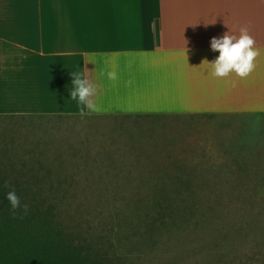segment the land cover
<instances>
[{
	"label": "rangeland",
	"instance_id": "1",
	"mask_svg": "<svg viewBox=\"0 0 264 264\" xmlns=\"http://www.w3.org/2000/svg\"><path fill=\"white\" fill-rule=\"evenodd\" d=\"M0 170L100 264H264V112L0 116Z\"/></svg>",
	"mask_w": 264,
	"mask_h": 264
},
{
	"label": "crops",
	"instance_id": "2",
	"mask_svg": "<svg viewBox=\"0 0 264 264\" xmlns=\"http://www.w3.org/2000/svg\"><path fill=\"white\" fill-rule=\"evenodd\" d=\"M245 26L254 71L214 77L211 38ZM74 72L97 87L86 116L264 112V0H0V116H82Z\"/></svg>",
	"mask_w": 264,
	"mask_h": 264
},
{
	"label": "trees",
	"instance_id": "3",
	"mask_svg": "<svg viewBox=\"0 0 264 264\" xmlns=\"http://www.w3.org/2000/svg\"><path fill=\"white\" fill-rule=\"evenodd\" d=\"M5 181L29 204L22 219L11 215ZM36 195V190L0 170V264H100L74 241L53 207L39 204Z\"/></svg>",
	"mask_w": 264,
	"mask_h": 264
},
{
	"label": "clouds",
	"instance_id": "4",
	"mask_svg": "<svg viewBox=\"0 0 264 264\" xmlns=\"http://www.w3.org/2000/svg\"><path fill=\"white\" fill-rule=\"evenodd\" d=\"M210 48L217 51L219 55L211 62L205 61L211 65L212 75L217 78H227L231 73H235L241 79L247 78L254 71L255 61L262 51L256 46V41L249 34L246 26L239 29L238 36L226 32L220 37H212ZM100 75H106L111 81L118 79L115 70H102ZM71 76L73 88L70 95L72 100L77 102L79 113L83 116L88 112H99L100 108L93 99L97 95L96 85L87 78H83L79 72H74ZM3 187L9 189L6 199L10 203L12 217L22 219L28 213L29 204L21 201L15 188L9 182L5 181Z\"/></svg>",
	"mask_w": 264,
	"mask_h": 264
}]
</instances>
